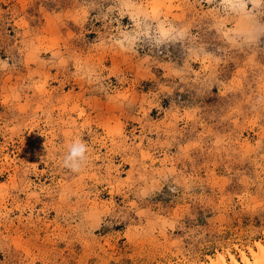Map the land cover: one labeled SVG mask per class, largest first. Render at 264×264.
I'll return each mask as SVG.
<instances>
[{
	"label": "rangeland",
	"instance_id": "374dc122",
	"mask_svg": "<svg viewBox=\"0 0 264 264\" xmlns=\"http://www.w3.org/2000/svg\"><path fill=\"white\" fill-rule=\"evenodd\" d=\"M153 1L0 0V264L264 244V0Z\"/></svg>",
	"mask_w": 264,
	"mask_h": 264
},
{
	"label": "bare ground",
	"instance_id": "6f19581e",
	"mask_svg": "<svg viewBox=\"0 0 264 264\" xmlns=\"http://www.w3.org/2000/svg\"><path fill=\"white\" fill-rule=\"evenodd\" d=\"M229 4H230V2H229ZM234 4H235V2H234ZM128 5H129L128 7L132 8V10L135 9V11H131V13L132 12H136L137 13L139 11H142L141 10V7L138 6V5H135L133 3H128ZM165 6H167V9L168 10L171 9V7H170L171 6V3H169L167 5L165 4ZM151 7H152L153 12L156 14L158 12V10H159L160 7L161 8L164 7V2L161 1V0H154L152 2ZM142 12L144 13V11H142ZM159 29H160V31L162 33H166L167 32L166 31L167 29L165 27H163L162 25H160V28ZM256 248L257 249H253V248L250 249V252H251V256L250 257L247 256L246 253H244L243 251H241V253H240V260H238L233 254H231L232 252L229 255V260L226 259V257L224 256V254L218 253L214 258H212V257L210 258L209 264H264V244H262L261 242L257 241Z\"/></svg>",
	"mask_w": 264,
	"mask_h": 264
},
{
	"label": "clouds",
	"instance_id": "9594fccd",
	"mask_svg": "<svg viewBox=\"0 0 264 264\" xmlns=\"http://www.w3.org/2000/svg\"><path fill=\"white\" fill-rule=\"evenodd\" d=\"M84 147L79 142H75L69 147V152L64 158V165L70 167L73 171L77 170L79 164L77 158H83Z\"/></svg>",
	"mask_w": 264,
	"mask_h": 264
}]
</instances>
